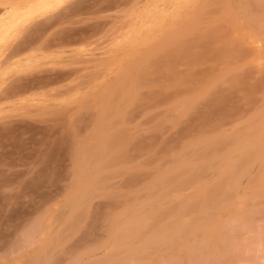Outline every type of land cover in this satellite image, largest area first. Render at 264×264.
<instances>
[{
  "label": "rangeland",
  "instance_id": "rangeland-1",
  "mask_svg": "<svg viewBox=\"0 0 264 264\" xmlns=\"http://www.w3.org/2000/svg\"><path fill=\"white\" fill-rule=\"evenodd\" d=\"M0 264H264V0H0Z\"/></svg>",
  "mask_w": 264,
  "mask_h": 264
}]
</instances>
